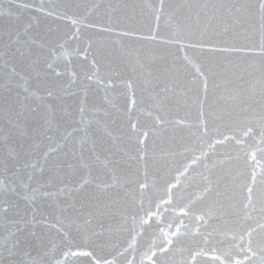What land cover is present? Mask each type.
<instances>
[{
  "label": "snow or ice",
  "instance_id": "snow-or-ice-1",
  "mask_svg": "<svg viewBox=\"0 0 264 264\" xmlns=\"http://www.w3.org/2000/svg\"><path fill=\"white\" fill-rule=\"evenodd\" d=\"M0 264H264V0H0Z\"/></svg>",
  "mask_w": 264,
  "mask_h": 264
},
{
  "label": "water",
  "instance_id": "water-1",
  "mask_svg": "<svg viewBox=\"0 0 264 264\" xmlns=\"http://www.w3.org/2000/svg\"><path fill=\"white\" fill-rule=\"evenodd\" d=\"M60 2H65V3H88L90 2V0H60ZM102 2H108V0H102ZM111 2H116V0H111ZM120 2H125V3H140L142 2V0H120ZM60 23V22H57ZM137 26L139 27V23L137 24ZM131 43L136 44V41H131Z\"/></svg>",
  "mask_w": 264,
  "mask_h": 264
}]
</instances>
